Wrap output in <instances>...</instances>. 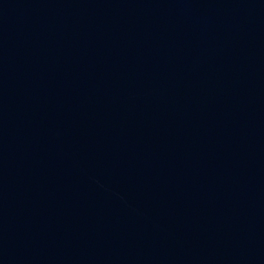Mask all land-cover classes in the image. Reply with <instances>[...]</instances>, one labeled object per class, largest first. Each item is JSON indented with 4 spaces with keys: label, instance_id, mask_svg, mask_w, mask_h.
I'll return each mask as SVG.
<instances>
[{
    "label": "water",
    "instance_id": "95a60500",
    "mask_svg": "<svg viewBox=\"0 0 264 264\" xmlns=\"http://www.w3.org/2000/svg\"><path fill=\"white\" fill-rule=\"evenodd\" d=\"M0 264H264V0H0Z\"/></svg>",
    "mask_w": 264,
    "mask_h": 264
}]
</instances>
